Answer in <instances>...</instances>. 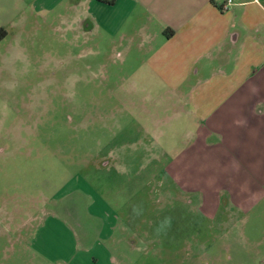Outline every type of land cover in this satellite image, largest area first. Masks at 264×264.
Returning <instances> with one entry per match:
<instances>
[{
  "label": "rangeland",
  "instance_id": "obj_1",
  "mask_svg": "<svg viewBox=\"0 0 264 264\" xmlns=\"http://www.w3.org/2000/svg\"><path fill=\"white\" fill-rule=\"evenodd\" d=\"M50 23L0 19V264H264V203L232 213L227 122H205L218 72L158 78L130 19Z\"/></svg>",
  "mask_w": 264,
  "mask_h": 264
},
{
  "label": "crops",
  "instance_id": "obj_2",
  "mask_svg": "<svg viewBox=\"0 0 264 264\" xmlns=\"http://www.w3.org/2000/svg\"><path fill=\"white\" fill-rule=\"evenodd\" d=\"M0 6L6 9L0 19L10 25L40 18L73 33L77 26L80 32L102 27L113 36L130 19L136 30L122 33L121 39H136L140 48L150 42L143 63L158 78L164 70L182 74L183 80L187 74L218 72L212 84L228 94L216 103L222 110L205 122H227L222 133L230 172L226 188L235 205L232 213L247 224V212L264 203V0H0ZM237 42L253 63L259 52L260 66L249 70V58L232 54Z\"/></svg>",
  "mask_w": 264,
  "mask_h": 264
},
{
  "label": "built area",
  "instance_id": "obj_3",
  "mask_svg": "<svg viewBox=\"0 0 264 264\" xmlns=\"http://www.w3.org/2000/svg\"><path fill=\"white\" fill-rule=\"evenodd\" d=\"M230 0H228V2H229ZM224 8H225V6H224Z\"/></svg>",
  "mask_w": 264,
  "mask_h": 264
},
{
  "label": "trees",
  "instance_id": "obj_4",
  "mask_svg": "<svg viewBox=\"0 0 264 264\" xmlns=\"http://www.w3.org/2000/svg\"><path fill=\"white\" fill-rule=\"evenodd\" d=\"M111 2V1H108V3Z\"/></svg>",
  "mask_w": 264,
  "mask_h": 264
}]
</instances>
